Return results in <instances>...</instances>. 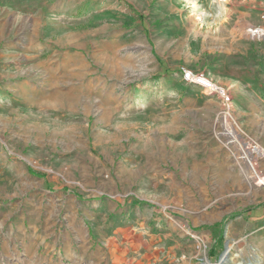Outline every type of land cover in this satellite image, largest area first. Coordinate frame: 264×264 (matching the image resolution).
Returning a JSON list of instances; mask_svg holds the SVG:
<instances>
[{"label": "rangeland", "instance_id": "374dc122", "mask_svg": "<svg viewBox=\"0 0 264 264\" xmlns=\"http://www.w3.org/2000/svg\"><path fill=\"white\" fill-rule=\"evenodd\" d=\"M170 1L17 0L9 17L0 0V264H264V158L253 157L264 143L238 117L232 90L201 58L181 54L179 71L204 74L230 94L231 124L218 122L221 105L207 125L191 119L177 130L169 111L139 106L137 90L155 71L140 42L178 20L168 6L186 2ZM218 2L227 11L240 3L255 17L250 25H264V0L197 5L215 11ZM195 20L187 42L186 31L173 36L198 56L207 22ZM14 23L12 61L6 29ZM71 32L82 34L80 44L69 43ZM30 74L39 80L32 93ZM89 84L96 92L82 91ZM160 112L168 126L154 123Z\"/></svg>", "mask_w": 264, "mask_h": 264}, {"label": "crops", "instance_id": "0c3cea01", "mask_svg": "<svg viewBox=\"0 0 264 264\" xmlns=\"http://www.w3.org/2000/svg\"><path fill=\"white\" fill-rule=\"evenodd\" d=\"M8 1V7L3 6V12L8 11L9 17H11L17 11V0ZM171 1L186 2L185 7L168 6L170 13L180 15L178 20L170 23L171 28L167 30L168 33L166 35L162 36L160 32H156L157 38L151 39L153 43L147 38L146 41L142 40L140 42L139 48L145 50L144 52L150 51V53L145 55L143 62L145 63V60H148L153 63L155 71L153 76H151V80H148L137 90L139 106L146 108L150 105H157L161 108V111H169L167 117H169L171 123H168V125L175 127L176 130L177 127L182 126L191 119L197 121L200 125H207L220 110L219 99L216 96L209 95L198 85L185 83L177 64L182 59L181 54H184L191 61L193 60L192 58L198 57L203 60V70L209 76L217 78L222 84L232 90L238 117L248 128H256V136L264 143V40L257 41L242 35L243 29L255 22L253 21L255 17L250 11L239 12L238 9L242 6L240 3L237 6L233 5L234 7L227 11L218 2L216 10L211 11L205 6H199L200 2L204 0ZM197 3L199 4L197 5ZM78 4V2H75V4L68 3L64 12L67 13L72 7L76 9ZM0 9H2V4H0ZM235 13L237 14L236 16H234ZM196 17L197 20L204 19L207 22V27L203 37H201L202 49L197 54L198 56L195 55V57L193 53L197 51L193 50L192 44H189L188 49L182 50L178 46V40L182 38L181 35L174 37L173 33L175 31L178 34V30L180 33L186 31L183 38L187 42L192 32L194 33V27L195 29L199 27V22L195 20ZM37 20L36 17H31L32 23L28 24V51L30 52L34 51L32 49L34 45L29 37L30 33L35 30L34 24L38 23ZM6 30L9 32V49L5 50L7 52L5 54L9 60L15 61L16 56L11 51V46L12 43L16 46V23L10 24ZM90 30L93 29L90 28ZM92 33L93 35L96 34L95 31H92ZM81 35L80 32H71L67 35V40L72 45L80 44ZM60 42L61 40L58 41V44ZM33 56V54L28 55V60L32 61ZM34 60H38V57H35ZM70 60L77 59L72 58ZM144 74L143 77L150 75L148 73ZM8 76H12L11 73H8ZM37 76L35 78L33 74L29 76V81H31L29 82L30 93H32L34 86L33 79L38 80ZM147 83L148 85H146ZM148 87H152V90H155L154 93H157L154 97H150L147 93L146 89ZM84 88L82 89L84 92H96L97 87L89 84ZM104 89L112 94L115 93V89L111 91L107 86ZM124 93L128 95L129 90H125ZM177 94L179 95L178 99L176 97ZM165 118L166 116L160 112L159 115L153 117V120L154 123H163V126H168L163 122ZM165 131L168 130L166 129ZM230 231L233 236L234 228Z\"/></svg>", "mask_w": 264, "mask_h": 264}, {"label": "built area", "instance_id": "2783aa9c", "mask_svg": "<svg viewBox=\"0 0 264 264\" xmlns=\"http://www.w3.org/2000/svg\"><path fill=\"white\" fill-rule=\"evenodd\" d=\"M262 18L264 19V13ZM245 34L247 37L251 39H256V40H262L264 39V25L263 24H258V25H249L245 29ZM182 76L183 79L190 84H195L199 85L202 87L209 95H217V97L220 99V105H221V110L219 112V117L217 118L218 122H220L224 126H228L231 124V120L233 118V104H232V98L230 94L221 86H218L215 84L212 80H210L206 75L201 74V73H195L192 70L183 68L182 69ZM230 136L232 135V132L228 133ZM219 135H222V132L219 133ZM224 135V134H223ZM227 135V137L230 138L229 143H234L235 139ZM253 157H258L259 159L264 158V148H261L259 145H254L253 147ZM242 158L247 159V156H243ZM253 160V158H252ZM249 164V162H248ZM252 167L255 166L254 161L253 163L250 162ZM248 167V166H247ZM256 167V166H255ZM191 237L198 239V248H201V241L200 237L189 232Z\"/></svg>", "mask_w": 264, "mask_h": 264}, {"label": "water", "instance_id": "95a60500", "mask_svg": "<svg viewBox=\"0 0 264 264\" xmlns=\"http://www.w3.org/2000/svg\"><path fill=\"white\" fill-rule=\"evenodd\" d=\"M229 248H228V242L225 244L224 252H223V257L220 258V263H224L225 256L228 254Z\"/></svg>", "mask_w": 264, "mask_h": 264}, {"label": "trees", "instance_id": "16d2710c", "mask_svg": "<svg viewBox=\"0 0 264 264\" xmlns=\"http://www.w3.org/2000/svg\"><path fill=\"white\" fill-rule=\"evenodd\" d=\"M254 207H252V208H250V209H246V210H244V211H249V210H252ZM241 214H243V212H240V211H236V212H234L233 214H232V216H240ZM226 221V218L225 219H223V221L222 222H225ZM222 238V237H221Z\"/></svg>", "mask_w": 264, "mask_h": 264}, {"label": "bare ground", "instance_id": "6f19581e", "mask_svg": "<svg viewBox=\"0 0 264 264\" xmlns=\"http://www.w3.org/2000/svg\"><path fill=\"white\" fill-rule=\"evenodd\" d=\"M229 248V247H228ZM230 249V248H229Z\"/></svg>", "mask_w": 264, "mask_h": 264}]
</instances>
